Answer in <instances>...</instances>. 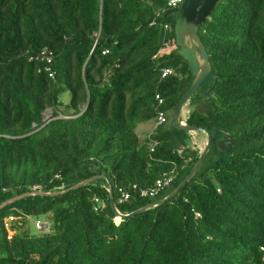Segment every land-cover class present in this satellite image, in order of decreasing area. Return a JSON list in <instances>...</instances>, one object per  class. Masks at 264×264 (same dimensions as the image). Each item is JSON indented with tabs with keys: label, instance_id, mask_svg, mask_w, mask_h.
I'll use <instances>...</instances> for the list:
<instances>
[{
	"label": "trees",
	"instance_id": "trees-1",
	"mask_svg": "<svg viewBox=\"0 0 264 264\" xmlns=\"http://www.w3.org/2000/svg\"><path fill=\"white\" fill-rule=\"evenodd\" d=\"M167 1L0 0V205L58 193L0 210V264H264V0H221L199 27L211 70L182 117L211 149L177 196L120 219L168 197L203 152L171 125L196 77L178 47L158 56L177 46ZM161 111L167 122L142 133ZM31 215H50L49 231H24Z\"/></svg>",
	"mask_w": 264,
	"mask_h": 264
},
{
	"label": "water",
	"instance_id": "water-1",
	"mask_svg": "<svg viewBox=\"0 0 264 264\" xmlns=\"http://www.w3.org/2000/svg\"><path fill=\"white\" fill-rule=\"evenodd\" d=\"M220 1L221 0H184L179 11L175 13L173 17L175 21L176 44H177V47L179 48L178 54L185 61L188 62L191 73L194 77H196V79L194 83L192 84L191 88L188 90V92L184 95L181 102L179 103L177 110L175 111L171 119V125L177 130H182V131H187V132L206 133L207 143H206L205 149L202 152L198 162L193 167V169L190 171V173L187 175V177L180 183V185L168 197H166L165 199L155 204H151L140 210H137L128 216H120V219L126 218V217H133L137 214L143 213L148 208L154 207L156 205H162L170 201L171 199H173L175 196H177L178 193L186 186V184L196 174V172L198 171V169L204 162L207 154L209 153L211 149L212 136L209 133L208 129L185 124L184 119L182 117V111H183L185 104L188 102L191 96L198 90V88L204 82V80L206 79V77L208 76L211 70V63H210L209 55L200 38L198 29L206 22L207 19L210 18L211 13L214 11L216 5ZM195 108L199 113L203 114L205 112L210 111L212 109V106H208L206 102H201ZM234 143H235L234 139H232L230 136L225 135L223 136L221 140L217 142V147L221 151L228 153L231 150ZM98 179H99L98 176L88 179L72 187L71 189L65 192H62L61 194L79 189L87 185L88 183L93 182ZM57 194L58 193H40V192L27 193V194L18 196L16 198H13L3 203L2 205H0V210L8 206L9 204H12L26 197L55 196ZM110 199H111V205L114 211L117 213L112 189L110 190Z\"/></svg>",
	"mask_w": 264,
	"mask_h": 264
},
{
	"label": "built area",
	"instance_id": "built-area-1",
	"mask_svg": "<svg viewBox=\"0 0 264 264\" xmlns=\"http://www.w3.org/2000/svg\"><path fill=\"white\" fill-rule=\"evenodd\" d=\"M184 0H168L167 1V7L169 9H177L179 7H181V5L183 4ZM165 29H168V26L166 25L165 26ZM177 46H166L164 48H162L159 53H158V56H161L163 54H168L170 53L171 51H173ZM107 53V52H104V54ZM53 62V59L51 56H48L47 57V63L51 64ZM49 71V76L51 78H54V74L53 72L50 71V69H48ZM174 74V70L173 69H170V68H164L161 70V78L162 79H165L166 77L170 76V75H173ZM156 100L158 102V107L162 106L163 105V99L157 95L156 96ZM167 122V117H166V114L164 112H159L158 113V116H157V119H156V124L155 126H159V125H163L164 123ZM193 146L190 147V149L196 154L198 151H202V148L199 147V145L197 143H192ZM154 145H157V143H155ZM184 149H181L179 151V153H182ZM192 157H190L188 159V162L192 161ZM173 181V178L172 177H166V178H163V179H159L153 188L149 189V190H145V191H141V196L143 197H151V198H154L156 196H158V194L163 191L166 187L170 186V184L172 183ZM127 199H129V194H126L124 193L123 194V198L121 200V202H124L126 201ZM97 201V199H96ZM19 218L17 217H14V216H10V217H7L5 220H4V227L7 229V231L9 232V238L11 239L12 235L14 234L13 230H12V225L15 221H17ZM35 226H36V229L41 232V233H44V232H48L49 231V228H50V225L49 223H41V222H37L35 223ZM262 251H264V248H261Z\"/></svg>",
	"mask_w": 264,
	"mask_h": 264
},
{
	"label": "rangeland",
	"instance_id": "rangeland-1",
	"mask_svg": "<svg viewBox=\"0 0 264 264\" xmlns=\"http://www.w3.org/2000/svg\"><path fill=\"white\" fill-rule=\"evenodd\" d=\"M70 98H71V94L70 92H66L62 97H61V100L63 102V109L66 108V104L69 103L70 101ZM52 117V111L50 109L46 110V112L44 113V119L46 121L50 120ZM155 124L156 122L155 121H152V122H149V123H146L144 125H141L139 127V130L143 133H151L155 127ZM192 133H195L191 136V138L188 140L189 142V147H192L193 144L192 143H199V147L202 148L203 146H201L200 144H203V141L205 139V134H203L202 132H192ZM147 137V135H146ZM205 149V148H204ZM202 151L203 148H202ZM201 150L199 152H202ZM50 215L49 216H34V215H31V216H28L26 219H27V222H26V225L24 226L23 230L24 231H27L28 233H31V234H40L41 232H39L37 229H36V226H35V223L37 222H41V223H49L50 225V219H49ZM118 221L120 219H117ZM23 221H19V224H21Z\"/></svg>",
	"mask_w": 264,
	"mask_h": 264
}]
</instances>
